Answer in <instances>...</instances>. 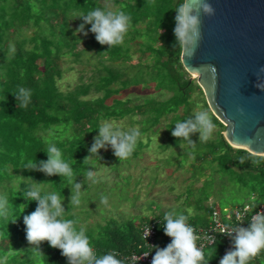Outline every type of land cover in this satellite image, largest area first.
Returning <instances> with one entry per match:
<instances>
[{
  "label": "trees",
  "instance_id": "16d2710c",
  "mask_svg": "<svg viewBox=\"0 0 264 264\" xmlns=\"http://www.w3.org/2000/svg\"><path fill=\"white\" fill-rule=\"evenodd\" d=\"M102 1L0 0V195L8 198L9 210L6 218L0 217V264H67L60 250L50 247L47 241L41 243V252L31 249L23 216L33 212L37 203L27 201L22 193L35 181L41 183L42 195L56 192L62 200L65 198V218L76 220L79 229L84 206L91 205L101 193L97 178L93 182L86 178V173L96 172L101 164H110L113 152L105 153L101 149V158L91 156L86 163L83 160L98 135L97 128L108 120L141 116L137 122L141 137L130 157L135 159L143 148L142 136L153 132L163 118L172 116L167 125L171 144H166L165 149L180 148L178 155L184 157L186 164L178 163L177 169L189 165L191 171L185 206L180 209L188 216L190 226L209 227L212 210L208 207L212 198H215L214 206L222 210L230 203L231 208L254 203L253 212L264 205V158L233 148L223 135L226 126L213 115L206 100H203L204 109L219 127L215 137L202 142L199 133H195L191 139L196 143L189 145L171 134L177 121L194 115L197 104L194 96L197 94L199 100L203 94L181 63V49L172 47L174 9L181 0H112L115 9L111 10L124 11L131 17V23L124 42L110 48L96 41L95 34L88 31L91 25L85 26L87 36L76 33L82 23L74 19L76 15L96 7L109 8ZM29 31H32L30 36ZM85 53L97 59L89 82L71 91H62L59 87L64 74L61 62L66 57H74L79 62ZM136 54L139 58L134 63ZM152 84L156 91L170 96L164 100L145 98L140 104L130 98H119L126 90L140 86L145 90ZM18 87L31 90V102L26 108H18L12 94ZM92 93L101 96L89 98ZM181 109L183 114L179 113ZM48 144L56 145L62 158L73 167V179L83 184L78 207L69 206L70 187L66 179L63 182L58 175L46 176L25 169L30 161L47 160L44 150ZM241 157L245 158L243 164L239 162ZM252 159H261V162L252 164ZM123 161L117 160V164ZM197 182L201 186L197 187ZM236 195H239L237 201ZM239 199L246 203H240ZM189 209L193 210L192 214ZM145 221L139 220L137 224L136 220L129 219L120 223L111 219L106 225L97 224L85 230L97 256L116 252L118 259L129 264L123 257L139 255L147 249L140 231ZM222 221L231 223L225 217ZM159 235L165 247L168 241L163 226L158 229ZM226 247L227 240L218 236L214 245L204 247L203 264H219ZM249 264H264V251Z\"/></svg>",
  "mask_w": 264,
  "mask_h": 264
},
{
  "label": "clouds",
  "instance_id": "9594fccd",
  "mask_svg": "<svg viewBox=\"0 0 264 264\" xmlns=\"http://www.w3.org/2000/svg\"><path fill=\"white\" fill-rule=\"evenodd\" d=\"M175 27L173 34L175 41L173 49H181L189 59L195 55V50L201 40L200 14L211 16L215 10L207 0H181L174 9ZM74 19L82 20L76 29V33L88 35V31L95 34L96 41L108 48L120 45L124 42L125 36L130 27L131 17L124 11H113L110 8L96 7L76 15ZM91 25L88 31L85 26ZM257 77L256 87L264 90V66H261L255 73ZM16 99L18 108H26L31 102V90L18 87L12 93ZM241 115L243 109H238ZM216 125L207 110L196 112L192 117L177 121L171 134L178 141L187 142L194 145L191 137L199 133V141H207L213 133ZM98 135L93 138V143L88 149L89 155L84 157L83 162L91 156H100V150H107L110 147L113 155L119 160H127L134 152L141 137L138 127L123 130L115 127L111 122L105 121L98 128ZM47 160L30 161L25 169L39 171L46 176L58 175L62 181L66 179L70 187L68 197L69 206H79L83 184L73 179L74 169L63 158L61 151L55 144H48L46 150ZM254 151V150H253ZM257 152V151H254ZM264 158V157H262ZM239 162L245 163V158L241 157ZM261 159H252V164H259ZM97 173L88 170L86 178L96 182ZM41 183L35 181L29 185L28 189L22 193L23 197L31 202L35 201L37 206L33 212L23 216L25 225L26 240L29 245L40 251L42 242L47 241L49 246L59 249L67 264H124L117 258L118 253L109 252L97 256L90 240L86 235L84 227L77 229V221L65 218V208L63 200L56 192H46L41 194ZM107 198H103L106 203ZM24 208L26 205H23ZM8 198L0 195V217H7ZM188 216L166 212L161 220L164 234L171 238V242L165 247L152 245L155 255L152 257L151 264H203L204 252L197 246L199 237L195 234V229L187 223ZM15 222V220L13 221ZM225 226L221 232L231 240V248L226 251L220 259L219 264H249L262 251H264V211L255 212L248 222V227ZM151 232L150 226L147 230L146 239ZM213 240L215 237H211ZM41 252V251H40ZM145 253L143 256H148Z\"/></svg>",
  "mask_w": 264,
  "mask_h": 264
},
{
  "label": "rangeland",
  "instance_id": "374dc122",
  "mask_svg": "<svg viewBox=\"0 0 264 264\" xmlns=\"http://www.w3.org/2000/svg\"><path fill=\"white\" fill-rule=\"evenodd\" d=\"M102 3L110 9H115L112 0H103ZM31 34L32 31H29L28 36ZM135 49L137 50L138 47L136 46ZM138 58L139 55L136 54L133 57V62L137 63ZM74 60V57H66L61 62L64 74L63 79L59 82V87L64 92L71 91L77 85L84 82H89L90 77L93 75V66L97 62V59L88 53H85L79 62H75ZM143 61H146V58ZM194 81L201 86L197 78ZM202 90L203 94L199 96V100H197V94L194 96V100L197 101L193 109L194 114L205 110L203 100L207 102V99L203 88ZM99 96L101 94L92 93L89 98ZM169 96L170 94L167 92L156 91L155 85L152 84L145 90H143V86L126 90L119 98L123 100L130 98L135 100V104H140L145 98L164 100ZM179 113L183 114V110L181 109ZM171 119V115L163 118L161 124L153 132L142 136L141 143L143 144V148L137 158H128L117 164L118 159L112 154L109 160L110 164H101L99 166L96 173L98 174L97 180L99 181L98 186L101 188V193L97 196L96 200H92L91 205L87 204L84 206L83 209L85 211L82 213L81 227L92 228L97 224L106 225L111 219L120 223L125 220L134 219L139 224V220L145 221L162 217L166 212L181 214L182 210L180 209L185 206L186 192L191 184V171L189 165H186L184 169H177L180 166L178 163H185L183 162L185 160L184 157L178 155L180 148L167 147L165 149L166 144H171L170 131L167 127ZM139 120H141V116L126 117L123 120H108V122H111L115 127L128 130L133 127L140 129L141 126L137 123ZM224 126L226 125L224 124ZM218 130L219 127L216 126L211 136L215 137ZM174 151L177 152L174 154ZM102 152L109 153L113 151L108 147L107 150L102 149ZM125 177H129L130 179H125ZM201 184V182H197L196 186H201ZM179 196L181 197L178 199L177 197ZM236 196L234 198L237 201L239 195ZM104 197L107 198L106 203L103 202ZM239 200L242 204L246 203L244 200ZM214 201L215 198H212L209 202ZM225 203L227 201L223 202V204ZM232 204L233 207L236 205L235 200L232 201ZM230 205L231 203L227 206L229 209L231 208ZM74 210L75 212L79 211V209ZM189 212L192 214L193 210L189 209ZM163 243V237L159 235L157 237V246L163 248Z\"/></svg>",
  "mask_w": 264,
  "mask_h": 264
},
{
  "label": "water",
  "instance_id": "95a60500",
  "mask_svg": "<svg viewBox=\"0 0 264 264\" xmlns=\"http://www.w3.org/2000/svg\"><path fill=\"white\" fill-rule=\"evenodd\" d=\"M207 2L214 15L200 14L202 38L190 59L182 51L181 63L227 126V142L264 157V90L256 87L255 74L264 66V0Z\"/></svg>",
  "mask_w": 264,
  "mask_h": 264
},
{
  "label": "built area",
  "instance_id": "2783aa9c",
  "mask_svg": "<svg viewBox=\"0 0 264 264\" xmlns=\"http://www.w3.org/2000/svg\"><path fill=\"white\" fill-rule=\"evenodd\" d=\"M254 203L246 204L244 207H237V208H225L223 210L218 209L214 206V202H209V207L212 210L211 215V223L208 228L206 229H198L194 226H192L195 229V234L199 237L197 240V246L200 247L202 250L206 246H212L216 242V239L218 236H222L227 240V247L225 250V253L227 250L231 248V240L226 235L222 234L221 232L224 230V227L227 226H238L240 223L243 227H248V222L250 221L253 214H255ZM264 211V205L260 206L256 212ZM225 217L228 221L231 223H224L222 221V218ZM246 219L248 221L246 222ZM162 217L154 218L153 220H150L146 223H144L140 227L141 236L143 241L146 244V251L137 255L133 254L128 257H123V259H126L129 264H151L152 257L155 255L153 253L154 248L152 245L157 246V237H158V229L160 226H162L161 223ZM150 226L151 232L149 236L146 239L147 230ZM215 237L213 240L211 237ZM168 243L171 242V238L167 237ZM145 253H150L148 256H143ZM224 253V254H225Z\"/></svg>",
  "mask_w": 264,
  "mask_h": 264
},
{
  "label": "crops",
  "instance_id": "0c3cea01",
  "mask_svg": "<svg viewBox=\"0 0 264 264\" xmlns=\"http://www.w3.org/2000/svg\"><path fill=\"white\" fill-rule=\"evenodd\" d=\"M149 220H147V222H148ZM146 223V222H145ZM203 251V250H202Z\"/></svg>",
  "mask_w": 264,
  "mask_h": 264
},
{
  "label": "bare ground",
  "instance_id": "6f19581e",
  "mask_svg": "<svg viewBox=\"0 0 264 264\" xmlns=\"http://www.w3.org/2000/svg\"><path fill=\"white\" fill-rule=\"evenodd\" d=\"M236 148H239V147H236Z\"/></svg>",
  "mask_w": 264,
  "mask_h": 264
}]
</instances>
